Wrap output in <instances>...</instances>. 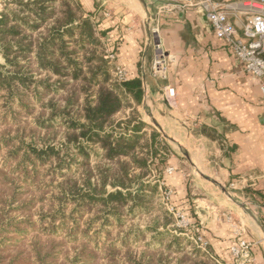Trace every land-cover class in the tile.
I'll return each instance as SVG.
<instances>
[{
    "label": "trees",
    "instance_id": "obj_1",
    "mask_svg": "<svg viewBox=\"0 0 264 264\" xmlns=\"http://www.w3.org/2000/svg\"><path fill=\"white\" fill-rule=\"evenodd\" d=\"M105 37L106 32L75 0H3V123L10 126V116L13 126L23 134L29 127L20 125L22 117L34 121L29 138L18 135L0 140V151H7L0 166L6 169L3 176L21 179L25 186L39 185V165H51L44 177L49 174L63 179L57 186L50 185L55 195L51 201L62 207H52L49 217L42 216L43 235L70 229L64 214L69 206L74 207L71 214L76 218L71 215L76 220L69 230L73 239L88 234L78 228L79 220L87 214H96V221L103 220L109 227L121 226L125 215L145 210L143 207L157 191L156 186L146 182L151 163L156 160L166 166L175 154L160 133L138 114L144 99L141 77H128L124 82L117 79L116 65L107 59ZM127 110L126 119L118 117ZM17 179H13V189ZM1 196L19 202L16 189L10 196L5 192ZM163 216L162 227L168 229L174 224L172 216L167 212ZM109 227L103 226L104 232L108 233ZM147 232L156 233L158 239L171 236L160 232L158 226L139 233ZM26 233L16 231L17 237ZM181 240L175 237L167 246L182 255L177 263L171 262L173 259L155 262L153 258L143 262L133 257L128 263L224 264L191 242L186 251ZM29 249L1 256L0 264H47L52 258L49 252L44 254L45 247L40 243Z\"/></svg>",
    "mask_w": 264,
    "mask_h": 264
},
{
    "label": "crops",
    "instance_id": "obj_2",
    "mask_svg": "<svg viewBox=\"0 0 264 264\" xmlns=\"http://www.w3.org/2000/svg\"><path fill=\"white\" fill-rule=\"evenodd\" d=\"M80 3L106 32L103 42L116 64L128 77H141L143 122L185 148L160 168L174 169L166 183L176 205L198 226L219 262L234 263L235 231L244 227L241 239L252 244L249 264H264L261 80L216 37L199 7L159 17L152 0ZM158 44L168 60L166 79L152 75ZM167 88L175 91L173 101L166 98Z\"/></svg>",
    "mask_w": 264,
    "mask_h": 264
},
{
    "label": "rangeland",
    "instance_id": "obj_3",
    "mask_svg": "<svg viewBox=\"0 0 264 264\" xmlns=\"http://www.w3.org/2000/svg\"><path fill=\"white\" fill-rule=\"evenodd\" d=\"M3 5V2H2ZM3 10H0V12ZM0 63L3 64V59L0 56ZM141 107V106H140ZM139 107V108H140ZM142 119V115L139 112ZM129 111L120 114L118 117L126 119ZM3 111H0V140L19 137H30L31 129L33 128V119L29 118L27 121L22 117L21 124H26L29 128L23 134L22 130L17 131L16 126H13L12 119L8 118L10 126L5 127ZM150 126V125H149ZM158 131L156 126H150ZM161 137L168 143L172 151L175 153L178 150L179 154L184 153V147L172 140L164 131L159 128L158 131ZM7 135V136H6ZM165 135V136H164ZM27 138V139H28ZM6 150L0 151V163H3V158L7 154ZM175 155V154H174ZM93 164H97L96 162ZM162 166L158 161H153L150 165L151 173L147 178L146 182L156 186L157 191L152 193L151 199L147 202V205L143 208L145 210L136 215H125L123 217L124 224L111 225L104 223L103 220H97L96 214H87L79 220V231H87V235H79L78 239H73L69 236V230L75 226L76 218L71 214L73 206L65 207L64 214L69 222V230H60L55 235H43L44 222L42 216L47 215L52 209H60L61 207L57 202L51 201L54 197V192L51 190L50 185L57 186L63 181L58 176L44 177L47 171L51 168V165L38 166V171L41 173L38 186H29V184L23 185L21 179L16 177L3 176L6 169L0 166V257L6 256L7 254H16L17 250H23L29 252L35 243L42 244L45 247L44 254H51V259L47 260V264H129L128 260L131 257L136 260H143V262H149L152 258L155 262H171L177 263L182 258L181 254H178L177 250L168 249L167 246L171 244L173 238H182L180 244L189 251L188 242L193 243L198 247L195 242L190 238L193 236L189 233L191 228H185L184 226H178L177 218L168 211L166 191H172L171 204L172 206L183 213H186L184 209L177 206L173 200L174 190L167 186L166 179L169 176H165V170L160 169ZM168 168V167H167ZM78 174H76L77 176ZM201 175V174H200ZM23 178V175H22ZM13 179H17L16 199L18 203H12L13 198L2 197V193L5 192V196L12 195L13 189L11 184ZM11 182V183H9ZM26 187V188H23ZM49 186V187H48ZM22 187V188H21ZM12 188V189H11ZM19 188V189H17ZM43 190V191H41ZM46 190V191H44ZM49 192V193H48ZM32 201L31 205L28 204ZM55 203V204H54ZM53 207V208H52ZM29 210V211H28ZM164 212H167L172 216L174 224L168 229L162 227L164 222ZM71 215L75 218H72ZM49 217V216H48ZM192 222V219L187 215ZM60 221V220H59ZM48 222V221H47ZM112 224V223H111ZM105 228L109 227V232H104ZM154 226H158L160 232L170 233V237H164L158 239L156 233L147 232V234L139 233L140 231L149 230ZM193 227L195 223L190 225ZM188 229V230H187ZM21 230L27 232L22 237H17L16 231ZM126 243H125V242ZM124 243L126 245H124ZM199 248V247H198ZM203 251V250H202ZM204 252V251H203ZM210 252V251H209ZM206 253V252H205ZM210 254H212L210 252ZM135 261V260H132ZM46 263V262H45ZM160 264V263H159Z\"/></svg>",
    "mask_w": 264,
    "mask_h": 264
},
{
    "label": "built area",
    "instance_id": "obj_4",
    "mask_svg": "<svg viewBox=\"0 0 264 264\" xmlns=\"http://www.w3.org/2000/svg\"><path fill=\"white\" fill-rule=\"evenodd\" d=\"M80 2V0H75ZM158 5L159 17L174 12L183 13L192 8H201L207 21L210 23L216 37L225 42L245 71L261 80V93L264 97V0H152ZM158 32V30H154ZM157 57L152 66L154 78H167L168 60L160 45H157ZM107 59L116 65V77L120 82L128 79L126 71L116 64V56L107 52ZM166 98L175 99L173 88L166 89ZM165 176H172L174 169H165ZM167 209L178 221V226L191 228L190 238L207 254L208 242L201 236L200 229L195 228L186 213L176 210L171 204L172 191H166ZM228 223L234 224L232 216L225 217ZM187 229V230H188ZM246 230L244 227L236 228L237 242L231 247L233 264H249L252 244L242 240Z\"/></svg>",
    "mask_w": 264,
    "mask_h": 264
},
{
    "label": "water",
    "instance_id": "obj_5",
    "mask_svg": "<svg viewBox=\"0 0 264 264\" xmlns=\"http://www.w3.org/2000/svg\"><path fill=\"white\" fill-rule=\"evenodd\" d=\"M165 136V135H164Z\"/></svg>",
    "mask_w": 264,
    "mask_h": 264
}]
</instances>
